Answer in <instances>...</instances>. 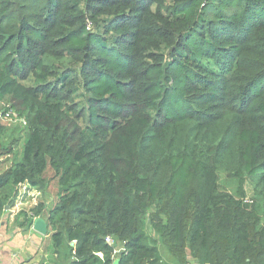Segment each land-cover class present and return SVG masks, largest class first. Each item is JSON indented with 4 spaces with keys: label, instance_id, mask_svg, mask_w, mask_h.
<instances>
[{
    "label": "trees",
    "instance_id": "obj_1",
    "mask_svg": "<svg viewBox=\"0 0 264 264\" xmlns=\"http://www.w3.org/2000/svg\"><path fill=\"white\" fill-rule=\"evenodd\" d=\"M0 99L67 264H264V0H0Z\"/></svg>",
    "mask_w": 264,
    "mask_h": 264
},
{
    "label": "rangeland",
    "instance_id": "obj_2",
    "mask_svg": "<svg viewBox=\"0 0 264 264\" xmlns=\"http://www.w3.org/2000/svg\"><path fill=\"white\" fill-rule=\"evenodd\" d=\"M5 106H9L8 101L0 99V122L6 128V132L4 136L0 138V174L10 170L13 164L20 161L23 146H24V143L26 142V136H27V131H28L26 129L27 123L24 122L25 120L24 117L19 116L16 119L2 118L1 115L4 111ZM8 148H12L11 149L13 152L12 155L5 154L6 149ZM50 177H51V174H47V178L50 180V185L45 193L38 189H34L30 187V185L27 183L24 185L18 186L17 188H14V189L12 188L13 190L12 189L3 190V191L10 192V194L8 195L10 200L7 201L8 206H6L3 211H0V218L2 217V215L8 214L9 212L8 210H13L15 205H17L18 203L19 205L23 201L26 203V200H27V205H26L27 207H25L24 210L18 209L19 211H17L18 214L16 213L17 214L16 217L21 218V211H28L36 204H42L41 203L42 201H45V203L48 202V204L46 205L47 208L52 207L55 201L54 196L57 191V182L54 180H51ZM220 183H221V187L223 191H227L234 195L237 192L236 182L229 179L226 174L221 175ZM30 192H32V195H29ZM246 192H247L246 200H251L253 196V190L249 184L246 185ZM0 196L3 197L4 195L0 194ZM147 230L150 235L154 234L151 230L150 224H148ZM159 249L163 256L164 263L166 264H190V262H192V260L190 259V256H189L190 261L189 259H187V263L185 259L184 261H181L176 256H173L162 243L159 244ZM64 252L66 256L69 257L70 255L69 249L64 250ZM52 262L54 263L56 262V260Z\"/></svg>",
    "mask_w": 264,
    "mask_h": 264
},
{
    "label": "crops",
    "instance_id": "obj_3",
    "mask_svg": "<svg viewBox=\"0 0 264 264\" xmlns=\"http://www.w3.org/2000/svg\"><path fill=\"white\" fill-rule=\"evenodd\" d=\"M29 195H32V192ZM26 205L27 200L26 203H18L13 210H8V214L0 218V264H67L70 257H67L65 252L56 253L50 234L42 235L36 232L33 224H20L24 219L21 217L19 221L16 218L17 211L24 210ZM35 220L36 218L33 223Z\"/></svg>",
    "mask_w": 264,
    "mask_h": 264
},
{
    "label": "water",
    "instance_id": "obj_4",
    "mask_svg": "<svg viewBox=\"0 0 264 264\" xmlns=\"http://www.w3.org/2000/svg\"><path fill=\"white\" fill-rule=\"evenodd\" d=\"M33 229L42 234L46 235L48 233V224L45 219L43 218H36V220L33 223ZM120 263V257H117V259L114 261L113 264H119Z\"/></svg>",
    "mask_w": 264,
    "mask_h": 264
},
{
    "label": "built area",
    "instance_id": "obj_5",
    "mask_svg": "<svg viewBox=\"0 0 264 264\" xmlns=\"http://www.w3.org/2000/svg\"><path fill=\"white\" fill-rule=\"evenodd\" d=\"M2 118H6V119H16V118H18V115H17V113L14 111V110H12V109H4V111H3V113H2ZM106 241H107V243L109 244V245H111V246H115V244H116V242H115V240L113 239V238H111V237H107L106 238ZM121 252V248H117L116 249V253H120Z\"/></svg>",
    "mask_w": 264,
    "mask_h": 264
}]
</instances>
